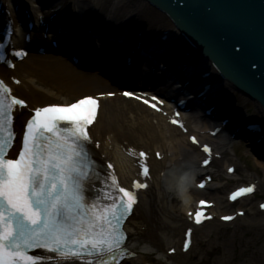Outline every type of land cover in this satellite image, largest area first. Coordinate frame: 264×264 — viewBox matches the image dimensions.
I'll return each mask as SVG.
<instances>
[{"label":"snow or ice","instance_id":"obj_1","mask_svg":"<svg viewBox=\"0 0 264 264\" xmlns=\"http://www.w3.org/2000/svg\"><path fill=\"white\" fill-rule=\"evenodd\" d=\"M5 47L0 43V51ZM10 92L0 80V264H119L128 255L123 222L137 196L119 186L111 163L99 165L91 153L89 127L96 122L98 100L88 96L67 106L37 109L27 123L18 158L8 159L15 138L13 111L17 106L27 107ZM123 95L134 94L126 91ZM150 106L156 108V104ZM203 151L210 154L207 146ZM139 156L148 159L143 151ZM209 162L205 160L204 166ZM141 168L143 176L149 177V167L141 162ZM97 182L102 186L97 188ZM147 187V183L135 184L136 189ZM254 190L243 188L231 199ZM202 217L203 212L197 213L195 223L202 224ZM37 250L39 254H33Z\"/></svg>","mask_w":264,"mask_h":264},{"label":"bare ground","instance_id":"obj_2","mask_svg":"<svg viewBox=\"0 0 264 264\" xmlns=\"http://www.w3.org/2000/svg\"><path fill=\"white\" fill-rule=\"evenodd\" d=\"M75 69L72 62L59 54L31 53L18 63L10 74L17 75L22 80L21 84L14 86V88L17 92L23 94L33 107L49 103H68L83 94H87L88 92H83L82 89H86L93 84L101 83L111 86L112 80L104 77L100 70H79L77 72ZM106 71L110 72V77L116 81L113 85L114 90H118V84H121L123 79L127 82V78H131L126 73H123L122 77L121 71L112 68H108ZM0 72L3 74L4 71L1 70ZM139 85L141 89L138 88L137 90H151V87L142 82H139ZM51 88L67 91L63 101H40L41 97H43L41 92L44 89L50 90ZM120 91L119 89V93H117L119 95L116 94L114 98L103 100L98 118L92 127L91 137L94 138L95 142L100 143V148H94V152L101 159L105 157V160L113 161L116 165L119 181L122 185L132 187L133 181L139 178V181L143 179L148 184L146 189L139 191L142 202L138 203L135 208L136 214L134 213L128 219L125 226L128 234L124 245L128 253L126 258L135 256L136 260L126 259L122 264H149L152 262L155 250L161 252L159 254L160 264L165 261L169 264H187L190 250L181 249L180 245H177L175 240L169 237L171 235H180L183 227L185 230L194 231L193 236L206 227L209 233L213 232L221 224L216 219L196 227L187 214L193 206L192 201L196 202L207 191L219 190L223 186H218L213 181L204 190H198L193 186L190 189L192 196L183 208L179 209L175 205L179 203V200L165 191L159 177L166 174L171 165H182L184 161L194 163L197 170V178L203 176L205 169H203L202 164L205 156L198 146L193 144L192 137L197 138L205 145H212L215 152L220 153L224 157L227 156L228 147L233 141L229 136L212 137L208 132L212 129L210 127L212 122L209 123V121L202 119L200 115L187 113L190 116L184 120L185 125L183 127L172 126L168 118L162 113L152 111L134 100L126 101L120 96ZM96 92L100 93L103 91ZM52 94L58 95L56 93ZM170 106L173 107L174 104L171 103ZM163 110H167V108ZM186 127L190 128L192 133L186 135ZM130 148L132 150L128 151ZM141 151L148 155L146 164L151 169L150 177L145 178L138 173L137 167L142 160L139 156ZM157 152H160V159L155 156ZM257 160L263 164L262 160L258 158ZM213 161L215 164L218 163L215 158ZM211 166L212 164L209 167ZM228 167V163L225 162L224 172L218 170L216 176L222 180H228L230 178L226 173ZM215 206L219 208L218 203ZM211 211L216 212L215 209ZM242 220L244 222L249 221L245 218ZM261 221H264V219L259 220L257 218L250 222L261 223ZM233 223L234 221H232ZM165 241H167L166 244H171L167 249L164 246ZM175 246H177L176 253L168 255L167 251ZM231 259H238L239 262L237 264H253V259L246 257L244 250L240 251L239 254L234 253ZM211 263L217 264L208 259L207 256L201 257L199 262H197V264Z\"/></svg>","mask_w":264,"mask_h":264},{"label":"water","instance_id":"obj_3","mask_svg":"<svg viewBox=\"0 0 264 264\" xmlns=\"http://www.w3.org/2000/svg\"><path fill=\"white\" fill-rule=\"evenodd\" d=\"M40 1L44 0H28L31 14L35 15L37 20L41 14L47 13L49 15L50 11H42L37 3ZM150 1L169 12L180 29L199 48L207 52L230 79L242 84L260 98L264 104V0ZM108 2L109 0H91L88 2L87 0H71V3L80 8L81 18H85L87 21L84 23L87 32H92L97 28L96 23L104 20H108L109 24L114 25L121 20L124 26H121V31L116 30L119 38L116 45L122 46L127 55L133 53L135 61L139 59L141 68L135 70L136 74L149 73L150 69L146 67L143 58L139 57V52L152 46L145 39L153 34L149 25L153 24L155 28H163L167 23L166 17L163 14L162 17L156 16V10L153 11L152 8H149V4L143 0H113L111 4ZM62 3L64 0L58 1L52 7ZM73 4H71L72 8L74 7ZM109 6L111 8H108ZM106 14L108 15L103 17ZM164 19L166 23H164ZM17 31V36L21 37L22 27L20 25H18ZM140 31L143 32L145 38L137 36ZM33 34L35 37L38 36V30L34 31ZM53 36L54 33L49 32L47 34L48 39L53 38ZM139 44L140 48H138ZM141 44H144V48ZM117 49L121 52V48ZM102 50L106 51V48L101 47V52H103ZM201 65L203 68L208 66L210 67L209 70H213V67L204 60ZM115 67L116 65H112L109 68L115 69ZM140 82L150 87L144 79H141ZM179 86L180 84L168 83L165 87H158L155 90L164 94L168 93L167 96L171 97L177 94ZM199 115L202 116V113Z\"/></svg>","mask_w":264,"mask_h":264},{"label":"rangeland","instance_id":"obj_4","mask_svg":"<svg viewBox=\"0 0 264 264\" xmlns=\"http://www.w3.org/2000/svg\"><path fill=\"white\" fill-rule=\"evenodd\" d=\"M114 86L108 85H93L85 92H95L99 90H109ZM53 95H49L52 97ZM52 101H59L57 99H51ZM236 151L229 149V157L232 161L238 164L239 177H232L234 179L229 181H221L219 178L215 181L218 184H223V188L219 191H211V193H205L202 196L212 197L220 205V209L217 214L224 212L236 211L239 207L247 210L245 218L247 220H254L257 217H264V213L258 209L260 201H264V161L263 164L259 163L257 157L243 145H237ZM260 164V168H254L252 163ZM263 165V166H262ZM223 164H219V168L222 170ZM244 178V179H243ZM242 179V180H239ZM251 179L260 180L261 188L257 194L250 199L241 201L236 205L228 204L226 200V194L233 189L236 185L241 183H248ZM239 180V181H237ZM183 203L177 204V208H182ZM172 236L171 239L181 243L183 236ZM244 250L246 257L253 259V264H264V222L251 223L243 222L242 219H238L234 224L229 226L218 227L215 232L209 236L202 232L195 238L194 246L187 259V264H197L200 258L207 256L212 262L217 264H237L238 259L232 260L231 256L234 253H240ZM153 262L150 264H160L159 255L154 254ZM168 263V262H166ZM163 263V264H166ZM212 264V263H211Z\"/></svg>","mask_w":264,"mask_h":264},{"label":"clouds","instance_id":"obj_5","mask_svg":"<svg viewBox=\"0 0 264 264\" xmlns=\"http://www.w3.org/2000/svg\"><path fill=\"white\" fill-rule=\"evenodd\" d=\"M197 170L194 163L184 161L183 164L171 165L166 174L159 177L165 191L181 201H186L190 189L194 186Z\"/></svg>","mask_w":264,"mask_h":264}]
</instances>
